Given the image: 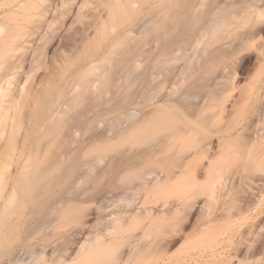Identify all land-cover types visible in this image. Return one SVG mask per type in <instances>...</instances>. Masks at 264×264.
I'll use <instances>...</instances> for the list:
<instances>
[{
  "label": "bare ground",
  "instance_id": "1",
  "mask_svg": "<svg viewBox=\"0 0 264 264\" xmlns=\"http://www.w3.org/2000/svg\"><path fill=\"white\" fill-rule=\"evenodd\" d=\"M102 1L104 3V12L103 13L100 12L101 10L100 11L98 10V5H99V3H102ZM135 1L136 0H126V2L121 3L120 0H0V70L3 71V69H4V71H5V72L4 71L3 72L0 71V72H1V74L5 73V75H7V76L9 75L8 77H6L4 75L6 77L4 80H2L3 76L0 75V77H1V80H0V127L1 126H7L9 129L12 130L13 126L16 127L18 125L16 120L19 121V119L18 118L16 119L13 117L14 116L13 114H16L18 110H16L15 107H11V105L14 106V103H15V101L11 100V99H14V96H16V95L18 96V94H19L18 97H20V95H21V97L23 96L24 97L23 99L26 100V102H27L28 108H26V110H25L26 114L27 113L30 114V112L32 113V111L34 109H35V113L37 112L36 108H34V107L36 105H38L39 103L36 104L35 96L37 95V93L40 92V88H39L38 84L43 80V74L40 73L38 70H41V68L46 70L49 66L52 67V64L48 65L49 63L54 64L56 62L55 65L59 66L58 62L60 61L61 57L68 56L67 54L68 53L70 54L71 53L70 51L72 49L74 50V48H77L79 43H83V45H84V41H86V42L89 41V43H91L90 41L93 40L94 35H95V39H97L96 36L98 37L99 35H96V33L98 32V30L102 26H103V28H105L107 26V25L104 26L105 23L106 24L109 23L108 28L115 27V26H113L114 25L113 20L115 19L117 3L119 4V7L121 5L123 10L125 11L126 5L128 4V5H131L134 7ZM148 2L149 3L144 1L142 3L143 6H145L146 5L145 3H147L146 8H144L145 10H142L143 12L139 11L140 8L142 9V7H141L142 5L137 9L138 12L136 11V15H137V13L138 14L143 13L142 16L139 15V16H141L140 18L137 17L138 18L137 20H134L133 22L128 23L130 20L133 19V17L135 18L134 12H133L132 17L127 16L126 19H124V22H122V24L125 25L126 22L128 24L126 26H124L125 27V28H123L124 30L122 29L121 34L118 35L120 37L119 41L122 38H124V39H122L120 42L119 41L118 42L122 44V42L127 41V40H125V38L130 39L129 36H131L132 38H135V39H136V37L138 38V36H139V38H142V37H140V35L143 34L144 35L143 37H145V34H148V33L150 34V32H152L151 35H149V36L146 35V37L143 38V40L146 39L147 37L153 39V40H151V43L149 42L148 38L146 39V40H148L147 42L145 40L144 44L147 45L146 47L148 48L145 51L146 53L144 52L143 53L144 55H142V53L140 55L137 53V55H139L142 58L141 61H140V57L137 56V57H133L134 59H132L133 61L131 63L132 64L134 63L136 65V67L139 66L140 65L139 63H141L143 61L145 63L144 72L139 73V71H138V75H137V72H135L136 73L135 75H137V76L134 75L135 78L136 77L139 78L138 76H140V78H141V75L143 74L142 76L145 77L146 81L148 80L149 85L154 84V82L157 80H159V81H158V83L155 82L156 83L155 85H152V87L153 86H156V87H153L151 89L148 88L149 90L145 86H143L141 89L142 90L141 92H143L144 89L148 90V92L145 93V95L142 93L144 96H136L137 98H135L134 101H130V103H128L129 101H127L128 104L126 103V105L130 104V107L127 106L129 109H127L128 111H126L127 113H125L126 114V118H124L125 123H124V121H121V123H120L119 122L120 118H118V116H116L118 120L115 118L116 123L113 124V126L116 125L118 127V125H121L122 123L124 124V126H122L121 130H119L115 134H116V136H121L124 134L127 135V136L124 135L125 137L121 138V140L123 141V149L126 148V151H125V149L122 151V152L125 151L124 153H121V151L120 152L115 151V154H117V153L118 154L117 155L114 154V156L117 157L119 155L123 158L121 159V157H120L116 163L115 162L116 159L113 156L115 161H114V159H113V162L111 160V162H110L111 165L109 164L108 166L109 167L112 166V169H113L115 167L114 164L116 163L115 164L116 167H119L117 164L124 161V159L126 158L125 154L130 156V159L128 161H125V163L123 162L124 164H126L125 169H127V170H132V168L134 169V167H136L138 169L136 171H139V170H142L141 168H143L141 166H144L146 164L148 166H144V167H147L145 169L148 170V167H151V166H149V164H151V163H152L151 165H153V163L154 164L157 163L156 165L159 167L162 164L157 162V160L158 161L163 160L162 162H164L166 164L168 163V165H162L161 168L159 167L160 169H157L158 167L155 169L154 168L149 169V171H146L144 169L146 172H144V171L141 172V173H143L142 174L143 178L140 177L141 175L139 176L140 177L139 179L140 180L143 179V180L140 181L138 179L140 181L139 182L135 179L136 182H138L137 184H134L132 186L128 185L131 182L133 183L134 181H131V182L128 181V183L126 182L127 185H125V183L121 184V186L122 185L123 186L124 185L129 186L128 188L126 187V189L124 188L125 189L124 192L122 191L124 193V195L120 191L122 193V195L124 196L123 197L124 199L127 197L125 195L128 193V191H132V192L134 191L135 192L134 194H132V195H134L133 197L129 196V194H127L128 199H125L126 203L125 202L124 203L126 205L128 203L127 208L130 206V204H129L130 202H131V206H135L134 205L135 202L133 203L132 200L136 201V199L134 197L138 193L142 194V192L143 193L144 192L145 193L151 192L152 194L156 193L159 196L162 193H165L164 190H166V192L167 191L169 192L170 190L168 188H171L173 190V186H174V189L177 187V185L178 186L180 185L179 187L186 186L188 181L189 182L193 181L192 184H189L190 186L191 185L196 186L200 181L199 175L203 174L204 178H202V179L204 181H206L208 186H203V185H207L204 181H203L202 185H201V183H199V184L201 185V188L204 187L203 188L204 192H205V187H206V189L208 188L209 192L206 191L209 194V195L206 194L207 195L206 197L208 198V200H206V198H205V200L208 202V201H210V199L215 200L219 197L223 198V197H221V195H223L225 197V199L223 198L224 200L222 203V208L224 211L221 210L222 213H224V214H223V218H220V219H223L222 220L223 222L225 219V223L227 224V226L229 225L228 223H232V225L235 224V226L241 225L240 226L241 228H242V225L243 226L246 225L247 227H249V226L254 227L255 230L256 229L257 230L262 229L264 231V20L261 21V18H260L261 14H262V11H261L262 6L261 5H264V0H236L233 2H226L224 0H212L210 6H208L206 9L204 8V10H202L203 9L202 4H203L204 0H151V1L149 0ZM236 2L238 4H236ZM260 2H261V4H260ZM99 7H100V5H99ZM240 8H241V11H243L245 13L244 16L240 15V11L238 10ZM130 10L132 11V8H130ZM128 15H129V13H128ZM187 17H189V19H186ZM127 18H129V19H127ZM75 22L79 23L80 25H79V27L76 28L75 32L73 31L74 37L71 36L72 39H70L69 37H64L65 32H67L68 29L71 26H73V24ZM178 23H181V26H180L181 31L186 29L185 27H190V25H192V24L193 25H192V27H190L191 30L188 28L186 30L187 32L183 31V33L182 32L177 33V35L175 36L174 35V34H176V33H174L175 29H177V28L180 29L178 26ZM165 24H167L166 28L164 27ZM185 24L186 25L189 24V26H186ZM167 27H168V29H167ZM103 28H101V31L99 32V34L102 37L103 36L105 37L106 35L103 34L102 32H104V33L106 32V34H107L108 30L106 28V29H104L106 31H104ZM164 28H165V31H168V33L166 32L168 38L170 39V34H171V36L172 35L175 36L174 40L173 39L172 40L166 39L167 37L165 36L166 34L164 31ZM182 28H184V29H182ZM237 28H240V30H237ZM178 29H177V31H178ZM215 31H222L223 33H232L233 38L230 41L226 42L225 45H223V46L220 45L219 48L217 47V49H215V51H211L212 53H209V51H210L209 50L207 52L208 54L206 53L207 56H209L207 58L208 63L206 61L207 59L205 60L206 55L204 57V60L206 62L204 60L201 62L200 59H201V57L204 56V53L206 51V47L208 48L207 44L210 45V42L212 40L210 37L212 36V34H214ZM169 32H171V33H169ZM178 32H180V30ZM108 35H110V32L108 33ZM151 36H154V37H151ZM67 38H68V40H67ZM113 38L114 39L113 40L111 39L110 41L108 39L109 43L107 45V50L104 53L105 55H108L106 53H109V51L111 52V50H113L114 47H115L114 49H116V47L119 45L116 42L118 37H116V39H115V37H113ZM105 39L107 40V37ZM101 41L102 40H99L98 42H101ZM103 41H104V39H103ZM148 43H149V45H148ZM96 44H97V42H96ZM115 44H117V45H115ZM85 45H87V43ZM97 45L99 48L100 45L99 44H97ZM85 47L82 46V49ZM105 48H106V45H105ZM169 48H171V49H169ZM168 49L172 50V52L169 51ZM130 50H133V49L130 48ZM167 50L170 52V54H167L165 56V52H168ZM246 50H248V51L252 50L253 52H256L257 53V54L255 53L257 55L256 57L259 59L258 61H260V64L258 67L259 70L256 69L257 72H255L256 79H253V81L251 80L252 82L249 81L250 83L248 85L246 84L247 86L244 85L245 87H243V88L239 87L238 88V85H236V80H234L236 73H234L231 70L233 72V73L230 72V74H229V75H231L230 76L231 80H213V79L210 80L209 79V80H207L206 84H205V82L203 83L201 80H195V81H198V82H196V84L197 83L199 84L197 86L201 85L200 86L201 88H204L205 85L207 86L205 94H204V91L201 92L202 90L201 91L199 90L200 92L198 93L197 88L200 89V87L196 86V88H194V89H196L195 91L197 93L194 91V89H192L193 87H195L194 86L195 81L193 83V81L191 79L190 80L192 81L193 87H191L192 86L191 84H190L191 86L189 85L190 87L189 86L188 87H189V89L191 88L194 92L191 89H190L191 90L190 92L185 91L186 89H183L185 92L179 93V91H178V87L180 88L179 83H180V85L183 84L182 80H185L184 78H186V77L188 78L189 75H190V77L194 76L193 72L195 70L196 71L194 72V74H196V72H198V68L196 66H199V68L203 67L204 66L203 63L205 62V63H207V67L209 66L208 64L211 63L209 68H212V67L214 68L217 65L216 63L219 64V60L223 61L224 59L225 60L228 58L230 59V57H233V55H234L233 59H235V60H241L244 58L248 59L251 54L246 53L243 57L238 56L239 54H241L242 52H244ZM95 51L97 53V50H95ZM202 51L204 53H202ZM199 52H201L203 56ZM239 52H241V53H239ZM26 53L28 56L26 55ZM73 53H74V51H72L71 55ZM76 53L77 52H75L74 54H76ZM174 53H175V55H174ZM176 53H177V56H176ZM236 53H239V54H236ZM77 54L74 57H76ZM134 54L136 55V53H134ZM134 54H133V52L130 51L128 55L135 56ZM172 54H173V56H172ZM235 54L237 55L238 59L236 58ZM92 55H93V53H92ZM105 55H102V56L105 57ZM168 55H170V56H168ZM79 56H80V53H79ZM79 56H77V57H79ZM94 56H96V55H94ZM132 56H130V58ZM171 56H172V58H171ZM199 56H200V59L198 60L197 57L199 58ZM72 57H73V55H72ZM77 57H76V59H78ZM103 57L99 58L100 60L102 59L101 63L103 62V59H104ZM165 57H166V59H163ZM167 57H170V59L167 60ZM178 57H182V58L185 57V59L184 58L183 59L178 58ZM80 58H82V57H80ZM105 58H107V57H105ZM176 58H178V59H176ZM64 59H61V60H64ZM99 59H98L99 64H101ZM174 59H175V63L178 62L177 60L180 61V59L184 62L181 61L182 63H180V65L178 67L174 66L177 64H175V63L172 64L176 68L171 71L172 76H171V74H169L171 77L169 76V77L164 78L163 77L164 75L160 76L163 73L161 71L163 69L161 68V70H160V66H162L163 63H165L164 67H166V64L172 63L174 61ZM67 60H64V61L67 62ZM120 60H119L118 65L116 63L117 67L115 65L114 68L118 69L119 64L121 65V63H122V62H120ZM124 60L128 62V60H126V57L124 58ZM163 60H165L166 62H164ZM213 60H218V62L217 61L215 62ZM230 60H229V63L231 62ZM162 61H163V63L161 64ZM197 61H200L202 64L199 62L197 63ZM232 61L234 62V60H232ZM129 62H130V60H129ZM212 62H214L215 64L213 65ZM227 62H226V64H227ZM233 62H232V64L230 63L231 65H228V64L225 65L226 68H228V67L230 68V66H232L231 68L233 69L234 68ZM25 63L29 64L30 69H28L27 71H25V69H24L25 67L23 66ZM95 63H97V64H95ZM196 63L199 65H196ZM222 63H224V61ZM64 64H65V62H64ZM71 64L75 65L73 62ZM94 64L97 66L99 65L97 61L90 58V60L86 63V68H85V65L83 68H85V70H87V72L89 73L91 70L88 71V68L94 69V67H92V66H94ZM200 64H201V66H200ZM224 64H223V67H224ZM77 65H79V62H78V64H76V66ZM133 65H130V68L134 67ZM121 66L122 67L119 66L120 68L118 70L122 69L124 66H125L123 68L124 72H127L130 70V68H127L126 65H121ZM22 67H24V68H22ZM194 67H196L197 69ZM207 67L205 69L209 70V68H207ZM55 68H57V67L54 66V69ZM80 68L78 70L76 68L73 69L74 75L72 72V75H73L72 80H75L76 82H78V80H88V79H85V77L83 79V73H85V72H84L83 68H81V69ZM144 68L142 67V69H144ZM170 68H169V70H170ZM23 69H24V71H23ZM167 69H168V67H167ZM224 69H222V70L224 71ZM21 70L23 71V73L26 72V73H24V74H26V78H28L30 76V75L28 76L27 74L29 72H31V74L33 76L32 80H33V78H35L36 81L37 80H40V81L38 83H36V82L32 83L31 82V84H34V86L30 87V85H29L30 88H27L28 85L25 86L26 84L24 85V83L23 84L20 83V87L18 86V88H17V86L15 85L16 83H15L14 86H16V88H17V89H15V90H17V93H16L14 90L15 87L13 88V86H12V88H11V86H10L13 83V80H10V79H11V77L12 78L14 77V79H15V77H17L18 74H20V76L22 77L23 74H22ZM47 70L49 71V69H47ZM58 70L60 71V69H58ZM75 70H77V71L75 72ZM125 70H127V71H125ZM233 70L235 71V69H233ZM130 71H132V70H130ZM164 71H166V70H164ZM199 71H200V69H199ZM51 72H53V70H51ZM105 72H109V71L103 70V73H105ZM205 72H206V70H205ZM226 72H228V70H226ZM103 73H100V74H103ZM105 74H107V73H105ZM105 74H104V76H105ZM110 74L111 73H109V75ZM128 74H129L128 75V77H129V76H132L131 74H133V73L130 72ZM207 74L210 75L209 73H207ZM220 74H221V72H220ZM99 75H97V76H99ZM166 75H167V72H166ZM20 76H19V79H21ZM210 76L212 77V75H210ZM215 76H216V74H215ZM101 77H102V75H100L97 78V80L101 79ZM105 77H109V76L106 75ZM17 78H16V80H17ZM68 78L69 77L66 76V79H68ZM129 78L133 79L131 77H129ZM25 79L23 80V82L25 81V83H26ZM173 79H175V80H173ZM214 79H216V78H214ZM151 80H152V83L150 84ZM187 80H189V79H187ZM203 80H204V78H203ZM134 81H136V80H134ZM146 81H145V83H146ZM142 82H144V81H142ZM184 82H186V81H184ZM199 82H201V84ZM148 83H147V85H148ZM202 83H203V85L204 84L205 85L202 86ZM17 84H18V82H17ZM79 84H80V82H79ZM79 84H75L76 85L75 88L72 86L73 90L80 88ZM134 84L135 83L133 82L132 86ZM177 84H178V87L176 88ZM185 84L186 83H184V85ZM36 85H37V87H36ZM184 85H181V87L183 88ZM237 89H239V90H237ZM10 91H11V93H10ZM12 91H14L16 93V95H14L13 94L14 92H12ZM47 92H49V90ZM141 92H140V95H141ZM186 92L188 94L189 93L191 94V92L194 94L196 93L195 94L196 96L194 94H191L192 99H194L195 97H198V100L193 102V104L195 105V108L192 105L191 100H190V102L186 101L185 95H188V94H186ZM41 93H42V90H41ZM202 93L205 95L206 99L203 97ZM8 94L14 95L13 98L9 99L10 100L9 104L6 103V99H7L6 96ZM40 94H38V95L40 96ZM62 94H63V91H62V89H60L57 91V97H56L57 99L55 101H54L55 98L51 99L52 96L50 98V95H49L50 100L47 99L48 95H47V98L44 99L47 101L49 100L48 101L49 104L46 101H45V104L50 105L48 107L44 104L45 107H48L47 108L48 117L46 118L47 121L49 119L53 118L55 115H56L55 117H57L58 115L60 116V114H62L64 112L63 110L65 107H63L61 104L63 102L59 103L60 99L63 97ZM146 94H148V96ZM12 95L10 97H12ZM17 96L15 98H17ZM5 97H6L5 103H3ZM143 97H144L143 101H145L144 105L145 106L147 105V106L145 107L146 109L139 110V109H137V106H139V103H140V105H143V103L140 102L139 99L141 100ZM145 97H148V99L145 100ZM188 97L191 99V97L189 95H188ZM129 98H131V97H129ZM131 99H133V96ZM148 100H149V102L146 104V102ZM12 101H14V102H12ZM51 101H53V102L51 103ZM202 101L205 104H207L209 109L206 105H203L204 103ZM10 102H12L13 104H10ZM183 102L184 103L186 102L184 105H186V106L190 105L193 108L188 109V108H185L186 106H184V108H183V105H181ZM201 104L203 106H206L207 108H203V106ZM3 105H6L8 107L10 105V107L12 108L11 111L9 110V112L13 113L12 114L13 116H11L10 114L9 115L12 118L16 119V120H12L13 123L15 122L14 125H12V122H10L12 118L9 115L7 116V110L10 107L6 108ZM15 105H16V103H15ZM260 106L262 108H260ZM199 107L201 108V110L203 108L204 111H206L208 109V111H206L207 113L205 114L204 111H203V113H202V111L200 112ZM249 107L251 108V109H249L251 114H249L250 113L248 110ZM21 108L20 109L23 111L24 109L22 106H21ZM172 108H174L175 111H176L175 108H177L179 111L177 113L171 112ZM40 109L41 108H39V111H41ZM61 109L63 112L61 111V113L59 114ZM246 109L248 111H246ZM14 111H15V113H14ZM18 112H20V111H18ZM29 114L25 117V118H27L25 121L30 119ZM41 114H39V115H41ZM37 115L38 114H36L35 116L31 115V119L28 122H32L33 121L32 119L34 117L37 118ZM46 116H47V114H46ZM8 117H10V120L8 119ZM39 117L41 118V116H39ZM119 117H121V116H119ZM22 118L25 119L24 117H22ZM23 119H21V121ZM121 119L123 120L122 117H121ZM53 120H54V118H53ZM25 121H23V123ZM34 121L39 122L37 119L36 120L34 119ZM28 122H27V126L31 127L32 125L30 126ZM54 122H57V121L54 120ZM32 123H30V124H32ZM45 123H47V122H44V125H43V121H42V126H44V127H42L40 125V128L38 127L39 129H37V130H41V128H44V130H46L48 127H50V125L48 124L49 126L46 128ZM38 124H40V123H38ZM38 124H36V125H38ZM56 124H58V122ZM21 125H22V123H21ZM25 125H26V122H25ZM33 126H35V123L33 124ZM33 126H32V128L28 129V131L29 130L31 131V133H30V131L29 132L27 131L28 134L29 133L33 134V135L35 134V133H32V131L34 130ZM24 127L28 128L26 126H24ZM119 127H121V126H119ZM20 128H22V127H20ZM2 129H3V127H2ZM117 129H119V128H117ZM23 130H25V129H23ZM37 130H35L33 132H37ZM7 131L9 133L11 132L9 130H7ZM13 131H15V130L13 129ZM48 131H49V129H48ZM112 131H113V129H112ZM4 132H6V131H4ZM39 132L40 131H38L37 134H39ZM45 132L47 134L49 133L47 131H45ZM112 134H113L112 136L114 137L115 134L114 133H112ZM11 135L13 136V134H11ZM36 135H34V136H36ZM16 136L18 137L17 134H16ZM25 136H23L24 137L23 139H25ZM116 136L114 138H117ZM9 138H8V140H6V144L4 143L5 145H3V143H2L3 147H5L7 145L8 149H9V153H10L9 155H10V158L12 160L11 161L8 160L10 162L6 163L5 165L3 164V166H1V168L4 171L5 170L7 171L8 174L6 172H5V174L8 175V177L10 179V183H9V186L7 187L6 192H4L2 190L0 191V227L3 224H6L7 225L6 227H8L10 225V226L14 227V229L15 228L20 229L22 227L19 224L20 219H19L18 214H16V213H18V211H16V210H18V209L22 210V208L25 206V204L27 205V203L25 202V199H23V196H21L22 198H20L21 201H17L19 199L17 197V194L19 191L17 190L18 188H17L16 178H17V175L20 174V173H18L19 171L21 172L23 169H26V167H28V162H27L28 152L24 146L25 141L20 140V141H22V146L19 149H16L17 148L16 146L13 145V147H12L11 143L9 142ZM26 138L29 139V136ZM36 138H38V137H36ZM39 138H42V136ZM127 138L129 140L131 139V141H127V144L125 145V146H127L130 143L129 147L127 146L128 148L124 146V144L126 143V140L124 141V139H127ZM113 140L114 139H112L111 142ZM121 140L120 139L114 140V147H116V149H114V150H117L116 143L118 144V141H121ZM39 141H41V139ZM50 141L53 144L52 137H51ZM55 141H54V144H55ZM132 141L134 144L131 143ZM28 142H30V141L28 140ZM34 142H36V140H34ZM138 142L141 144H139ZM16 143H15V145H16ZM30 143H32V142H30ZM137 143L139 145L136 146ZM41 144H43L42 141H41ZM19 145H21V143ZM31 145H34V143H32ZM37 145H35V146H37ZM118 145L119 146L122 145L121 142H119ZM40 147H42V146L40 145ZM45 147H48V146L45 145ZM60 147H61V149H59V152H58V150H56V152H58V155L60 153V155L63 156L62 155L63 154L62 143L60 144ZM121 147H119V149ZM133 147H136V148L133 149ZM27 148L29 150L30 147H27ZM32 148L33 147L31 146L30 150ZM58 148H59V146H58ZM43 149H45L44 146H43V148L38 149V150H40V152L42 150L43 153L45 151V153L49 154V155L44 154V156L46 155L45 158L46 159L49 158V156H50L49 152H51L53 150L50 151V148H46L49 151H46V150L43 151ZM4 150L7 151V149H4ZM35 152H36V150H35ZM41 153L40 154H39V152H38V154L36 153L37 156H35V157L39 156L38 158H42V157L44 158L43 155L40 157ZM51 154L53 155V153H51ZM65 154H66V151H65ZM122 154H123V156H122ZM54 156H51V158ZM61 156H59V157L61 158ZM1 157H2V155H1ZM10 158H8V159H10ZM57 158H58V156H56L55 159H57ZM42 159H40V161H43ZM46 159H45V162L43 161V163H45V164L42 163V165H44L43 168L45 167V165L47 167V165L49 166L50 164H52V163H50V161H49L50 164H46V163H48V162H46L47 161ZM34 160H36V161H34L36 163L33 162L31 164L32 166L33 165L34 166L31 168L32 170L28 172V173H32L30 176V179L39 180L38 177H40L41 172H43L41 170H44V173H42V175L44 177L51 175L50 174L51 170L50 171L48 170L49 167H47L46 169L45 168L39 169V167L42 168V166L40 164L41 162L37 163L38 159H36V158H34ZM62 160H61V163H62ZM37 164L38 165L40 164V165L37 166ZM156 165L153 167H156ZM52 167H51V169L53 172L54 168H52ZM58 167H60V166L58 165ZM139 167H141V168L139 169ZM63 169L64 168H62V170ZM105 169L110 170V173H111V171H114L117 168L112 170L111 168L107 169V167H106ZM105 169L103 168V170H105ZM135 169L132 171H135ZM45 170H47L48 175L46 174ZM69 170H68V172H69ZM106 170L103 173L106 174L107 173ZM99 171L98 172L101 173L102 169L101 170L99 169ZM2 173H3V171L0 172V178L2 176ZM28 173H26V174H28ZM53 173H52V176H53ZM108 173H109V171H108ZM114 173L115 172H112L111 174H114ZM45 174H46V176H45ZM122 174H120L121 176H119L120 179H122V178H123L122 180L126 179L127 176H125V178H124V176ZM54 175L56 177V173ZM130 175H133V173ZM55 177H53V180ZM112 177H113V175H112ZM117 177L118 176L116 175V178ZM132 177L135 178L136 176L133 175ZM48 178H52V177L50 176ZM61 178H62V176H61ZM116 178L114 179V181L120 182V179L116 180ZM234 180L237 181V184H238L235 187L238 186L239 188H237V190L234 192V194H233L234 196L232 195V197H231L230 193L232 191H234V189H235L233 186H231V184L234 182ZM48 181H49V179H48ZM48 181L45 182V184L48 183ZM230 181H232V182H230ZM49 182H51V185H53L51 180ZM194 182L196 185L194 184ZM200 182H202V180ZM228 182H230V183H228ZM235 183L236 182H234L233 184H235ZM45 184H43V185H45ZM54 184H55V182H54ZM199 184L196 187L200 188ZM189 185H187V186H189ZM46 187L47 186L45 185V190H46ZM48 188H50V187H48ZM48 188H47V191H48ZM111 189H113V187H111L110 189L108 188V190H111ZM117 189L118 190H115V188H114V190H112L113 195H114V191H116V194L119 192V188H117ZM160 190H162V192ZM104 191H106V190H104ZM200 191H202V190H200ZM200 191L198 193H194L192 196H189L192 198H188L187 201L184 199V201L181 202L182 205L180 204L184 208H181L182 209L181 213H180L181 209L178 210L179 211L178 213L182 214L184 211L186 212V209L188 206V204H187L188 200L190 199V204L192 203V205H193L194 202H192V201H193V199L195 200L196 196L198 198V194L201 193ZM43 192L44 191L41 190L40 195ZM204 192H202V193H204ZM121 193H120V195H121ZM241 193H243V194H241ZM78 194H81V192ZM105 194L108 196L107 192H105ZM111 194H112V192H111ZM147 194L144 196V199L142 198V200H141V196H139V197L137 196V199L140 198V200L144 203L143 204L144 206H145V203L150 200L149 198L147 199V201L145 200L146 199L145 197L146 196L149 197L150 193H147ZM201 194H199V195H201ZM36 195H39V193H37ZM94 195H96V194H94ZM100 195L101 196L104 195V192L99 194L98 196L100 197ZM74 196H77V195L74 194ZM107 196L104 195V198L102 199V197H103L102 196L100 199L105 200V202L107 201L106 198L111 200ZM158 196L155 195L156 199L153 198L154 196L153 197L150 196V198L152 200L154 199L155 202L157 203V197ZM34 197H36V196H34ZM25 198H27V197H25ZM130 198H133V199H131V201H128V200H130ZM90 199H92V201H93V197ZM219 199H217V200H219ZM102 200H100V203L103 204L104 202H102ZM109 200L107 203L111 204L112 203L111 201H113V200H111V201H109ZM140 200L136 201V202L140 203V204L138 203L139 205H141ZM43 201L44 200H42V202ZM213 201H212V204H215ZM151 202H148V203L153 204L154 201H151ZM207 202H205V203H207ZM220 202L216 201V203H218V204ZM61 203H62V201H61ZM11 204H12V206H11ZM39 204H40V202H39ZM46 204L48 205L49 203L45 202V205ZM62 204H65V203H62ZM212 204L209 202V204L206 206L207 208L210 207V209H209L210 211H207L208 213L210 212V216H211V212L214 209H216V206L212 205ZM36 205H38V204H36ZM41 205L42 204H40L39 206H41ZM203 205L205 206V204H203ZM203 205H202V207H204ZM9 206H11L13 209L11 208L12 211H10L8 215H6V214H4V211ZM108 206L109 205H107V207ZM163 206H164V204H162L161 208ZM181 206H177V207L179 208ZM185 206H186V208H185ZM96 207H97V209L101 208L102 211L104 209L103 206H102L103 208L99 207L98 204ZM136 207H137V205H136ZM146 207H147V203H146ZM148 207H151V206H148ZM177 207L174 208V209H176V211L178 209ZM190 207L191 206H189L188 209ZM27 208L28 207H26L25 209H27ZM59 208H61V207H59ZM207 208H206V210H208ZM36 209L37 208L35 207V210ZM123 209H124V206H123ZM172 209L173 208H171V210ZM38 210H40V209H38ZM38 210H36V211H38ZM58 210H60V209H58ZM32 211H34V210H32ZM81 211H83V210H81ZM128 211H130V210H128ZM142 211L138 212V209H137L136 211L131 210V212H127V211H124L123 213L119 212L117 220L118 221L121 219H122L121 221L125 220L124 216H126V218H129V220L133 219V218H136V219L141 218L143 220V218H144V220H146L145 226L147 228H150V227H153L155 223H157L155 225L160 226L159 223H161L160 221H162V218L165 219L168 215L173 214V213L169 214V212L168 213L166 212V214H168V215L165 216L163 214V216L161 215L162 216L161 217L160 213L162 214V212L155 213L154 212L155 210L152 211V209H149V208L145 209L143 212ZM43 212H44V210H43ZM103 212H105V209ZM156 212H157V210H156ZM214 212H215V210H214ZM34 213H35V211H34ZM38 213H39L38 215L41 216V214H40L41 212L39 211ZM60 213H61L60 211L56 212V214H55L56 217H54V218L58 219L57 216L59 217ZM108 213H109V210H108ZM174 213L176 214L177 212H174ZM220 213H217V214H220ZM24 214H21L20 216L22 217V215H24ZM81 214L84 215L83 213H81ZM186 214L187 213H184L182 215L187 216ZM212 214L215 215L216 213L214 214L212 212ZM220 215L222 216V214H220ZM31 216L34 217V215H31ZM44 216L46 217V215H44ZM53 216L54 215H52L51 217H53ZM105 216H107V215H105ZM105 216H103V217H105ZM207 216H209V214ZM215 216H217V215H215ZM221 216H219V217H221ZM23 217H26V216H23ZM33 217H31V218H33ZM114 217H115V215L113 216V214H110L108 218L106 217L104 219H106L107 221H109V219H110L109 222H111V220ZM160 218H161V220L158 221ZM174 218H176V217H174ZM46 219H47V217H46ZM51 219H52V221H55V220H53V218H51ZM27 221H29V220H27ZM30 221H32V219H30ZM101 221H103V219H101ZM23 222H26V221L24 220ZM114 222H115V220H114ZM114 222L112 221V225L114 228L111 227L112 226L111 223L110 224L108 223L109 226L111 225L110 229H108L107 226H105L107 230L104 233L110 235V236H108L109 238L112 237L111 234L113 232H115V230H116V226H114L116 224ZM36 223H38V221ZM50 223L51 222L48 220V221L40 222L39 224H37L38 226L36 225L37 227L34 226L35 225L34 223H31V226L33 224V226L36 228L35 229L36 232H37V230H40L42 232L44 230V232H45L47 230V228L49 227ZM104 223H103V225H104ZM213 223H214V221L213 222L211 221V224H213ZM218 223H221V222H218ZM218 223H216V224H218ZM226 224H224V225L220 224V225L222 227V226H225ZM27 227L30 228V226H26V229H27ZM118 227H122V225L118 226ZM230 227L231 226H229V228ZM238 227H235V229ZM226 228H228V227H226ZM239 228H238V230H239ZM23 229H24V227L21 230H23ZM250 229H252V228H250ZM6 230L8 231V229H6ZM32 230H34V228ZM230 230H232V229L230 228ZM245 230H246V227H245ZM245 230H244V232L246 233V235L250 233V231H248L249 229L246 231ZM255 230L253 229L251 231H255ZM262 230H261V232H263ZM34 231H33V233H34ZM235 231H234V233H235ZM29 232L32 233V231H30V230H29ZM244 232H241V234L243 233L245 235ZM2 233H5V228H4V232H2V230H1V236H0L1 238H2ZM12 235H13V233H12ZM256 235H258V234H256ZM256 235L254 234V236L258 240L259 238ZM94 237H95V238H93L94 242L89 247H87L85 250L88 249V250H90V251L92 250L94 252L95 251H97V252L102 251L104 249V246H107L108 244L112 243L110 240L106 241V239L103 238V236L100 234H97V235L95 234ZM241 237H240V240L243 241V239H241ZM244 237L246 239L248 236L247 237L244 236ZM260 238L261 239H259L260 240L259 243L253 242V240H252V242H250L251 244H248L249 249L251 248L252 245H254L252 243H257V245H254L251 248V252H248V249L246 252L247 255L248 254L250 255V253H251L252 256L251 257L247 256V257L254 259L256 264H264V237H260ZM93 239H92V241H93ZM5 240H7V239H5ZM248 240L250 241V239H248ZM241 244H244V242ZM80 248H82V246H80ZM20 250L13 253L12 257L9 261H8V259H7L8 257H7L6 259L8 262L5 261V263L6 264H55L54 259L52 257L50 258V255H47L44 250L41 251L37 257H35V258H37L36 260H32L31 258H29L31 256V253L29 254V250H28V252L25 248L20 249ZM98 255H99V257H101V255H104V254L101 253ZM0 256H2V255L0 254ZM59 256H60V258H58L57 264L67 263L66 262L67 260L61 261V258H63L62 255H59ZM109 257L111 258V256H109ZM91 258H92V255H91ZM93 259H95V258H93ZM252 259H250L251 260L250 262L253 261ZM90 260H92V259H90ZM149 260H150V257L145 256V259L143 261L144 262L146 261L145 263H147ZM251 264H253V263H251Z\"/></svg>",
  "mask_w": 264,
  "mask_h": 264
},
{
  "label": "rangeland",
  "instance_id": "2",
  "mask_svg": "<svg viewBox=\"0 0 264 264\" xmlns=\"http://www.w3.org/2000/svg\"><path fill=\"white\" fill-rule=\"evenodd\" d=\"M120 1H121V3L126 2V0H120ZM144 1L149 3L148 2L149 0H136L135 6L133 7V6L127 4L125 11L121 7V5L119 7V4L117 3L115 19L113 20L114 21L113 26H115V27L108 28L109 23L104 24V26L107 25L105 28H103V26L101 27V28H103V30L106 28L108 30L107 34H106V32L105 33L102 32L103 34L106 35L105 37L104 36L102 37L99 34V32L101 31V28H100L98 30V32L96 33V35H99L98 37L96 36L97 39H95V35H94V38L92 40L93 42L90 41L91 43H89V41L88 42L84 41V45H83V43H79L77 48H74V50L72 49L70 51L71 53H72V51H74V53L77 52L78 53V54L76 53L77 56H79V53H80L79 57L76 56L78 59H76V57H74L76 54H74V53L72 54L74 57L73 58L71 53L70 54L68 53L67 55L69 57L68 56L61 57V59L65 58L64 60L68 59L67 62L64 60H61L59 58L61 62L59 61L58 64L61 68L58 65H55L56 64V62H55L54 64L53 63L48 64V65L52 64V67L49 66L47 68V69H49V71L47 69L45 70L43 68H41V70H38L40 73L43 74V80L38 84V86L40 88V92L37 93V95H36L37 97L35 96L36 104L39 103L38 105H36L34 107V108H36V111H37L36 113H35L34 108H33L34 112L32 111L33 114L31 112H30V114L25 113L26 108H28L27 102H26V100L23 99L24 98L23 96L21 97V95H20V97H18L19 94L17 96L16 95L17 90H15L18 88V86L20 87V83L21 84L24 83V85L26 84L25 86L28 85L27 88H30L31 86L32 87L34 86V84H31V82L32 83H35V82L38 83L40 81V80L36 81L35 78H33V80H32L33 76L31 74V72H29L27 74L28 76L29 75L30 76L28 78H26V74H24L26 72L23 73V71H24V69H25V71L30 69L29 64L25 63L23 65L25 68L22 67V68H24L23 71L21 70L22 74H23L22 77L20 76V74H18L21 77V79H19L18 75H17L18 78L15 77V79H14V77L13 78L11 77L10 80H13V83L10 86H11V88H12V86H13V88L15 87L14 90L16 93L14 91H12V92H14L13 94L16 95L17 98H15L16 96H14L12 94H8L6 96L7 99L5 97L3 103H5V99H6V103L9 104V101H10L9 99L13 98V96H14V99H11V100H14L16 105L14 103V106L11 105V107H15V109L20 111V112L17 111V113H16L17 115L13 114V113L9 112V110L11 111V109H12L10 107V105H9L10 108L8 106H6L7 104L3 105L6 108H9L7 110V116L9 114L11 116L14 115L13 117L16 119L18 118L19 121H17L16 119L12 118L9 115L12 118L10 121V122H12V125H14V123H15V122L13 123L12 120H16V122L18 123V125L16 127L13 126V129L15 131H13V129L12 130L9 129L7 126H1L0 127V129H1L0 134L2 133L0 135V142H1L0 148L2 147L0 149V172L3 171V173H4V174L2 173V176L0 178V191L2 190L4 192H6L7 187L9 186V183H10V179L7 175L8 174L7 171L6 170L4 171L1 168V166H3V164L5 165L6 163H8L12 160L10 158V155H9L10 153H9V149H8L7 145L5 147H3V145L6 144V140H8V138L10 137L9 142L11 143L12 147H13V145L16 146L17 147L16 149H19L22 146V141H20V140L25 141L24 146L28 152V155L29 154L30 155L29 156L27 155L28 167H26V169H23L21 172L20 171L18 172V173H20V174H18L19 176L17 175V178L19 180L16 178L17 188H18L17 190L19 191L17 194V197L19 199L17 198L18 200L17 199L16 200L21 201L20 198H22L21 196H23V199H25V202L27 203V205L25 204V206L22 208V210L21 209L16 210V211H18V213H16V214H18L19 219L21 220V221L19 220V224L21 225L22 228L24 227V229L21 230L22 228H20V229L15 228L16 229L15 230L14 227H12L10 225L8 227H6L7 226L6 224H3L0 227V229L2 228L1 229L2 232H4V228H5V233H2V238L0 237V242H1L0 243V254L2 255V256H0V260H1L0 263L1 264H6L5 261L8 262L11 259L13 253L19 251L20 249H24V248L27 250V252L29 250V254L31 253V256L29 258H31L32 260H36L37 258H35V257H37L38 254L44 250L47 255H50V258L52 257L54 259L55 264L58 263V258H60L59 255L63 256V258H61V261L67 260L66 261L67 263H65V264H138V263L139 264H143V263L144 264H251V263L256 264L254 259L247 257V256L251 257L252 256L251 253H250V255L249 254L247 255L246 252H247V249H248V252H251V248L260 242V240H259V239H261L260 237H264V233H263L264 231L262 229H260V230L256 229L255 230L254 227L249 226L250 228H252V229H250L246 225H244V226L242 225V228H241L240 227L241 225L235 226V224H233L234 225L233 226L232 223H228L229 225L227 226V224L225 223V219H224V222L222 221L223 219H220V218H223V214H224V213H222V211H224L222 208V203H223V200L225 199V197L223 195H221V197H223L224 199L220 198V197H219L220 199L217 198L219 200L215 199L218 202L221 201L219 204L216 203V201L214 199H210V201H208V202L206 201V200H208V198L206 197L207 196L206 194H208L206 192V191H208V188L206 189V187H205V192L203 189L204 187L201 188V185L204 181L202 179V178H204L203 174L199 175L200 181L202 180V182L199 181V183H201V185L198 183L200 185L201 189L199 187H196V186H198V184L196 185L195 182H194V184L196 186H194V185L190 186L189 184H192L193 181L192 182L188 181L187 185H189V186L186 185L184 187H179L180 185L179 186L177 185V187L175 189L173 186V190L171 188H168L170 190L169 192L168 191L166 192V190H164L165 193H162L159 196L156 193L152 194L151 192H146V193L142 192V194L138 193L137 195H135L134 198L136 199V201H138V200H140V198L137 199V196L138 197L141 196V200H142V198L144 199V196L147 193H150L149 197L148 196L145 197L146 198L145 200L147 201V199L149 198L151 201H154V202H153V204H150L148 202H151V201L150 200L147 201L146 202L147 207H146V203L144 206L143 205L144 203L141 200H140L141 205H139L140 203L136 202L135 200L134 201L132 200L133 203L135 202L134 203L135 206H131V202H130L129 203L130 206L127 208L128 203H127V205L125 204L126 203L125 199H128L127 194H129V196L133 197L134 195H132V194L135 193L134 191L133 192L128 191L127 194L125 193L126 194L125 196H127V197L124 199L123 198L124 197L123 192L125 191L126 187L128 188L129 186L137 184L138 182H136V180L139 181L140 177L143 178L142 177L143 173H141V172H143V171L146 172V171H149V169H153V168L155 169L158 167L156 165L157 163L155 162L156 164H154V163H153V165H151L152 163L149 164V166H151V167H148V170L145 169L147 167H144V166H148L147 164L144 166H141L143 168L139 167V169L140 168L142 169V170H139L140 172L136 171V170H138L136 167H134V169L136 168L135 171H132V170H134L133 168H132V170H127V169H125L126 164H124V163H125V161H128L130 159V156L125 154L127 159L125 158L124 161L117 164L119 167H116L115 164L117 163V160H119V158L121 156L118 155L119 156V157L117 156L118 158L116 156H114L115 151H117V152L121 151V153H124L126 151V148H124L125 151L122 152L124 149H123V141L121 140V138L127 136L125 134H124L125 136L124 135L116 136L115 133H117L119 130H121L122 126H124L123 123L121 125L117 124L118 127L116 125L113 126V124L116 123V121H115V118L117 119L116 116H118V118H120V120H119L120 123H121V121H124L125 120L124 118H126L125 113H127L126 111H128L127 109H129L128 107H130V104L126 105L127 101H129L128 103H130V101H134V99L137 98L136 96H144L145 93H147L149 89L156 87V86L152 87V85H155L159 81V80H157V81H155L156 83L154 82V84L149 85L148 80L146 81L145 77L142 76L143 74L141 75V78H140V76H138L139 78H137V77L135 78L134 77V75L136 74L135 72H137V75H138V71H139V73L144 72L145 63H144V61L141 62V63H139L140 65L137 67L134 63H133L134 65L131 63L133 61L132 59H134L133 57H137L141 53H142V55H144L143 53L148 49L146 47L147 45L144 44L145 40L148 37L144 40H143V38H145L146 35L147 36L151 35L152 32H150V34L149 33L145 34V37H143L144 36L143 34L140 35V37H142V38H139V36H138L139 39L137 37L135 39V38H132L131 36H129L130 39L125 38V40H127V41L123 40L124 42H122V44L119 43L122 39H124V38H122L119 41L120 37L118 36L121 34L122 29L125 28L124 26H126L130 22H133L134 20H137L138 18H140L142 16L143 13L142 14L137 13V15H138L137 16L136 11L142 5V3ZM211 1L212 0H204V2L202 4V7H203L202 10H204V8L206 9L208 6H210ZM224 1L233 2L236 0H224ZM147 3H145L146 4L145 6H143V5L141 6L142 9L141 8H140L141 10L139 9L140 12H143L142 10H145L144 8H146ZM236 4H238V3L236 2ZM260 4H261V2H260ZM99 5H100V7H99ZM99 5H98V10L99 11L101 10L100 12L103 13L104 12L103 1H102V3H99ZM261 6H262L261 7L262 14H261L260 18H261V21H263L264 20V5H261ZM130 8H132V11L130 10ZM238 10L240 11L241 16L245 15V13L243 11H241V8ZM133 12H134V16L136 19L133 17V19L131 18L132 20H130L128 23L126 22L125 25L122 24V22H124V19H126L127 16L132 17ZM128 13H129V15H128ZM139 15H141V16H139ZM127 19H129V18H127ZM186 19H189V17H187ZM79 25H80L79 23L75 22L73 24V26H71L68 29V31L65 32L64 37H69L70 39H72L71 36L74 37L73 31L75 32L76 28L79 27ZM192 25H190V27H192ZM166 26H167V24H165L164 27L166 28ZM178 26L180 28L181 23H178ZM186 26H189V24ZM190 27H185L186 29L182 28V29H184L182 31H181V28L180 29L177 28L178 31L180 30V32H178L177 29H175L174 33H176V34H174V35L176 36L177 33H181V32L183 33V31L187 32L186 30L188 28L190 29ZM165 28H164V31H165ZM167 29H168V27H167ZM237 30H240V28H237ZM104 31H106V30H104ZM109 32H110V35H108ZM166 32L168 33V31H165V34H166L165 36L167 37V38L166 37L165 38L169 39ZM169 33H171V32H169ZM172 36L170 34V39L174 40L175 36H173V37ZM106 37H107V40L105 39ZM113 37H115V39H116V37H118L116 42L119 45L116 47V49H114L115 48L114 46L117 45V44H115L113 46L114 47L113 50H111V52L109 51V53H106L108 55H105L104 53L107 50V45L111 39L112 40L114 39ZM151 37H154V36H151ZM210 38L212 39L210 42V45L207 44L208 48L206 47L205 53L202 51V53H204V56L202 55L201 52H199L203 57H201V59H200L201 55L199 56V58L197 57V59L198 60L200 59L201 62L204 60L205 55H206L205 60L209 57V56H207V54H208L207 52L209 50H210L209 53H212L211 51H215V49H217V47L219 48L220 45L221 46L225 45L226 42L230 41L233 38V34L232 33H223L222 31H215L214 34H212V36ZM103 39H104V41H103ZM108 39H109V41H108ZM148 39H149L150 43H151V40H153L152 38H148ZM67 40H68V38H67ZM97 40L98 41L102 40V41L98 42ZM147 41L148 40H146V42ZM85 42L87 43V45H85L86 44ZM96 42H97V44L100 45L99 48H98V45L96 44ZM105 45H106V48H105ZM148 45H149V43H148ZM82 46L83 47L86 46V47L82 49ZM130 48L133 50H130ZM169 49H171V48H169ZM95 50H97L98 54L96 53ZM130 51L133 52V54L136 53V55L135 54H134L135 56L128 55ZM169 51L172 52V50H169ZM169 51L165 52V56L167 54H170ZM27 53H26V55H27ZM92 53H93V55H92ZM137 53L139 55H137ZM239 53H241V52H239ZM239 53H236V54H239ZM246 53L251 54L248 59H245V58L241 59L240 58L241 60H235V59H233L234 58V55H233V57H230V59L232 58L231 60L229 58L226 60L225 59L223 60L225 64L222 63L223 61L219 60V64L216 63L217 65H216V67H214L215 69L213 67L209 68L211 61L209 62L210 64H208L209 66L207 67L208 59L206 60L207 63H205L206 61L204 60L205 61L204 62L205 64L203 63L204 66L202 65L203 67H200V68H199V66H196L198 68V72H196V74H194V72L196 71L195 70L193 72L194 76H191L192 78L190 77V75L188 78L183 77L185 80H182L183 84H181V85H184V83H186L184 85L185 87L183 86V88H182L180 83L178 82L180 88L178 87V84H177L176 88L178 87L179 93H181V92L184 93L185 91L190 92L192 89L196 88L197 85H199L198 83L196 84V82H198V81H195V80H201L203 83L205 82V84L207 83V80H209V79L210 80H212V79L213 80H231L230 79L231 75H229V74L232 71L234 73H236L235 77H234V80H236V85H238V88L239 87L243 88V87H245L244 85H246V84L248 85L250 83L249 81H251V80L253 81V79H256L255 72H257L256 69L259 70L258 67L260 64V61H258L259 59L256 57L257 53L253 52L252 50L251 51L246 50V51L242 52L241 54H239L238 56L243 57ZM101 54L105 55V57H107V58L103 57ZM236 54H235V56L238 59ZM94 55H96V56H94ZM174 55H175V53H174ZM130 56H132V57L130 58ZM168 56H170V55H168ZM172 56H173V54H172ZM172 56H171V58H172ZM176 56H177V53H176ZM80 57H82V58H80ZM100 57L104 58L102 63H101L102 59L101 60L99 59ZM125 57H126V60H128V62L124 60ZM90 58L97 61L98 64H99V61H98V59H99L101 64H99L98 65L99 67H98L97 65H95L97 63H95L94 66H92V67H94V69L88 68V71L91 70L88 73L87 70H85V68H86V63L90 60ZM178 58H182V57H178ZM178 58H176V59H178ZM183 58L185 59V57H183ZM141 59L142 58L140 57V61H141ZM163 59H166V57ZM168 59H170V57H167V60ZM119 60H120V62L123 63V64L121 63V65H126L127 68H130V65H133L136 68L135 69L134 67H131L130 70H132V71L129 70L131 73H133V74H131L133 77L132 76H129V77H131L133 79L135 78L134 80H136V81H134L133 79H130L128 77V75H129L128 73H130L129 71L125 70L127 72H124L123 68L125 66L120 70H118L120 67H122L120 64H119L120 67L118 66V69L114 68L116 63L118 65ZM129 60H130V62H129ZM229 60L231 61L230 62L231 64L233 62L232 60H234V62H233L234 68L233 69H235L236 72L231 68L232 66H230V68L228 67L229 69L226 68L225 65H227V64L231 65L229 63ZM163 61L166 62L165 60H163ZM163 61L161 62V64L163 63ZM177 61L178 62L175 63V59H174V61L172 63H167L166 67H164L165 63H163V65L160 66V70L162 68L163 70H161V71L164 74L162 73L160 76L164 75L163 76L164 78L169 77L170 76L169 74H171V76H172L171 71L176 68L174 66L178 67L180 65V63L184 62L181 59H180V61L179 60H177ZM200 61H197V63L198 62L201 63ZM213 61L218 62V60H213ZM64 62H65V64H64ZM72 62L75 65L71 64ZM78 62H79V65L76 66V64H78ZM226 62H227V64H226ZM173 63H175L177 65L173 66L172 65ZM197 63H196V65H199ZM201 64H200V66H201ZM212 64L214 65L215 63L212 62ZM223 64H224V67H223ZM53 65L57 67V68H55L56 70L54 69ZM84 65H85V68H83ZM117 65H116V67H117ZM80 67L83 68V70L85 72V73H83V79L85 77V79H88V80H78V82H76L75 80H72L73 75H74L73 69L76 68L78 70ZM142 67L144 69H142ZM167 67H168V69H167ZM196 67H194V68H196ZM206 67L209 68V70L205 69ZM169 68H170V70H169ZM224 68L226 70H228L229 73L226 72V70ZM58 69H60V71ZM199 69L201 72L199 71ZM204 69L206 70L207 73L212 75V77L210 75H208ZM222 69H224V71ZM51 70H53V72H51ZM77 70H75V72ZM103 70L104 71L108 70L109 72H105V73H107V74H105V73H103ZM164 70H166V71H164ZM0 71L3 72L4 69H3V71L2 70H0ZM1 72H0V75L3 76L2 80H4L6 77L9 76V75L8 76L5 75V73L1 74ZM72 72H73V75H72ZM166 72H167V75H166ZM220 72H221V74H220ZM100 73H103V74H100ZM109 73H111V74L109 75ZM99 74L102 75V77H101V79L97 80V78L100 76ZM104 74H105V76L108 75L109 77H105ZM215 74H216V76H215ZM97 75H99V76H97ZM137 75H135V76H137ZM66 76H68L69 78L66 79ZM16 78H17V80H16ZM203 78L205 81L203 80ZM214 78H216V79H214ZM24 79L26 80V83H25V81L23 82ZM187 79H189V80H187ZM190 79L193 81V83L195 81V84H194L195 87H193L192 81ZM0 80H1V77H0ZM173 80H175V79H173ZM142 81H144V82H142ZM145 81H146V83H145ZM184 81H186V82H184ZM17 82L19 85L17 84ZM79 82H80V84H79ZM133 82L135 84L132 86ZM147 83H148V85H147ZM151 83H152V80L150 81V84ZM199 83L201 84V82H199ZM203 83H202V86L205 85V84L203 85ZM14 84L17 86V88H16V86H14ZM75 84H79L80 86L79 85L78 86L80 88L73 90V87L75 88V86H76ZM29 85H30V87H29ZM189 85L191 87H193L192 89L190 88L191 90L189 89V87H190ZM143 86H145L147 89L148 88L149 89L148 90L144 89V91L141 92L142 91L141 89ZM200 86H197V87H200ZM36 87H37V85H36ZM206 87L207 86L205 85L204 88H201V87H200V89L197 88L198 93L202 90L201 92L204 91V94H205V91L207 89ZM45 89L47 91L49 90V92H47ZM60 89H62V91H63V94H62L63 97L60 99L59 103L63 102L61 104L65 108H64V110H63L64 112H63L62 111L63 108L61 107L62 109L60 110L59 114L61 113V111L63 113L60 114V116L57 114L58 115L57 117H55L56 115L53 117L54 120L58 122V124H56L57 122H54L53 118H51L47 121V119H46L48 117L47 108L50 106V105H48L49 104L48 101L50 100L51 96H52L51 99L55 98L54 99V101H55L57 99L56 98L57 97V91ZM183 89H186V90L184 91ZM41 90H42V93H41ZM195 90L196 89H194V91ZM237 90H239V89H237ZM140 92H141V95H140ZM10 93H11V91H10ZM38 94H40V96ZM186 94H188V93L186 92ZM191 94H194V93L191 92ZM191 94L190 93L188 94L191 97V99L188 97V95H185V98H186L187 102H190V100H191V103L195 108V105L193 104V102L197 101L198 97H195V98L193 97L195 99L194 100V99H192ZM204 94H203V97L206 99ZM11 95H12V97H10ZM47 95H48V98H47ZM49 95H50V98H49ZM131 95L133 96V99H131L132 98ZM146 95L148 96V94H146ZM129 97H131V98H129ZM46 98L49 100L48 101L44 100ZM18 99L19 100L21 99V100L19 101ZM143 99H144V97L141 100L139 99V101L143 103V105H140V103H139L140 107L137 106V109H139V110L146 109L145 107L147 105L146 106L144 105L145 101H143ZM147 99H148V97H145V100H147ZM14 101H12V102H14ZM45 101L48 102L47 105L45 104ZM12 102H10V104H13ZM52 102L53 101H51V103ZM148 102H149V100L146 102V104ZM185 103L183 102L181 104V105H183V108H184V106H186V105H184ZM44 104L48 107H45ZM203 105L207 106V104H205V103ZM21 106L24 109L23 111L21 110L22 109ZM187 106L185 108H188V109L193 108L190 105L188 107ZM206 106H203V108L208 107V106L207 107ZM39 108H41L40 109L41 111H39ZM203 108H202V110L200 108V112L202 111V113L204 111ZM260 108H262V107L260 106ZM175 109H176V111L174 110V108H172L171 112L177 113L179 111L177 108H175ZM208 109H209V107H208ZM208 109L207 110L205 109V110L208 111ZM249 109H251V108L249 107L248 110ZM248 110L246 109V111H248ZM206 111H204L205 114L207 113ZM249 112H250V110H249ZM14 113H15V111H14ZM28 114H29L30 119H31V115L35 116L36 114H38V115L41 114V115H39V116H41V118L37 115V118L32 117L33 118L32 120L34 121V119L35 120L37 119L39 122H37V121H34V122L32 121L33 123L28 122L30 119L25 121L27 119L25 117ZM46 114H47V116H46ZM249 114H251V112ZM119 116H121L123 118V120ZM10 117H8L9 120H10ZM22 117H24L25 119H23ZM21 119H23V120L21 121ZM23 121L26 122V125H25V122L23 123ZM42 121H43V125H44V122H47V123H45L47 125V126L45 125L46 128L49 125H50V127H48L47 129L45 128L46 130H44V128H41V130H37L40 128V125L42 126ZM20 122L22 123V125ZM27 122L29 123L30 126L31 125L33 126V124L35 123V126H33V129H34L33 131L37 130V132L32 131V133H35L34 135H36L38 133V131H40L39 134L34 136L33 134H30L31 133L30 130H29L30 133L28 134L27 131H28V129L32 128V126L28 127ZM30 123H32V124H30ZM38 123H40V124H38ZM124 123H125V121H124ZM36 124H38V125H36ZM23 125L28 127V128H25ZM119 126H121V127H119ZM2 127L4 130L2 129ZM20 127H22V128H20ZM42 127H44V126H42ZM117 128H119V129H117ZM23 129H25V130H23ZM48 129H49V131H48ZM112 129H113V131H112ZM7 130H9L11 132L9 133ZM4 131H6V132H4ZM45 131H47L49 133L47 134ZM112 133H114L115 134L114 137L116 136L117 138H114L112 136L113 135ZM11 134H13V136ZM16 134L18 135V137L20 139L16 136ZM23 136H25V139H23L24 138ZM28 136H29V139L26 138ZM41 136H42V138H39ZM36 137H38L39 139ZM51 137H52L53 144H54V141L56 140L55 141V144L57 143L56 145L55 144L53 145L51 143V141H50ZM111 138L114 140H117V139L121 140V141H118V144H119V142H121V144H122L120 146L116 143L117 141L115 142L116 146H117V150H114V149H116V147H114V140L112 141L113 143L111 142V140H112ZM27 139L30 142L34 143V145H31L32 143L28 142ZM40 139H41L43 144H41V141H39ZM127 139H124V141L126 140V143L124 142L125 143L124 146L127 144V141H131V139L130 140L129 139L127 140ZM34 140H36L37 143L34 142ZM2 143H3V145H2ZM15 143H16V145H15ZM18 143L19 144L21 143V145H19ZM61 143H62V149H63V151H62L63 154L62 153L61 154L63 156H61L60 153L58 155L59 149H61V147H60ZM131 143L134 144L133 141ZM138 143L136 144V146L141 144V143H139V144ZM44 144L48 147H45ZM129 144L127 145L128 147H129ZM30 145L33 147L31 150H30V148H31ZM35 145H37V146H35ZM40 145L42 147H40ZM43 146L45 148V149H43V151L44 150L49 151L46 148H50V151L53 150V151L49 152L50 156L47 159L45 158V156L49 155V154L45 153V151L43 153L42 150H41V152H42L41 153L40 150H38V149L43 148ZM58 146H59V148H58ZM118 146L119 147L122 146L120 148L121 150L119 149ZM127 146H125V147H127ZM27 147H30L29 150ZM134 148H136V147H133V149ZM4 149H7V151ZM35 150H36V152H35ZM56 150H58V152H56ZM65 151H66V154H65ZM38 152H39V154L41 153L40 157L42 155L44 156V154H46L44 156V158L47 160L46 162H48L46 164L52 163L49 166L47 165V167H49L48 170L49 171L51 170V172H50L51 175L46 176L47 170H45V172H46L45 176L46 177H44L42 175V173H44V170H41L43 172H41L40 177H38L39 180H32V179H30V176L32 173H28V172L31 171L32 170L31 168L34 166V165L33 166L31 165L34 161H36V160H34V158L38 159L37 163L41 162L40 164H41L42 168L39 167V169H44V168L46 169L47 168L46 165L43 168L44 165H42V163H43V161L45 162V159L43 157H42L43 159L38 158L39 156L35 157V156H37ZM51 153H53V155ZM117 154H115V155H117ZM1 155H2V157H1ZM51 156H54L55 158H56V156H58V158L57 159H55L54 157L51 158ZM59 156H61V158L63 157L64 159L63 158L62 159L64 161ZM113 156L116 159V161L113 158ZM122 156H123V154H122ZM8 158H10V159H8ZM122 158L123 157H121V159ZM40 159H42L43 161H40ZM113 159L116 163L114 164L115 167L113 166L114 168L112 169V166L109 167L108 165L109 164L111 165L110 162H111V160L113 162ZM8 160H10V161H8ZM61 160H62V163H61ZM49 161H50V163H49ZM162 161L163 160H161V161L157 160V162L161 163L162 165H168V163L166 164ZM34 163H36V162H34ZM43 164H45V163H43ZM39 165L37 164V166H39ZM58 165L60 167H58ZM155 165H156V167H153ZM162 165H160L159 167L161 168ZM50 166L51 167L53 166L52 168H54L53 169L54 173L52 172V169ZM102 167L104 169L106 167H107V169L111 168L112 170H114L115 168H117V169H115L114 171H111V173L115 172L114 174H111L110 170L105 169L107 171V173L105 174V173H103L105 170H103ZM159 167L157 169H160ZM62 168H64V169L62 170ZM99 169L100 170L102 169L101 173H99L100 172ZM68 170H69V172H68ZM108 171H109V173H108ZM5 172L7 174H5ZM26 173H28V174H26ZM52 173H53V176H52ZM55 173H56V177L54 175ZM132 173H133V175L136 176L135 178L132 177L133 175H130ZM102 174L103 175L105 174V175L103 176ZM120 174H122L124 176V178H125V176H127L126 179L122 180L123 179L122 177H121L122 179H120V177H119V176H121ZM112 175H113V177H112ZM116 175L118 176L117 178H116ZM50 176L52 178H48ZM61 176H62V178H61ZM53 177H55L54 180H53ZM47 178L49 179V181L50 180L52 181L53 185H51V182H49ZM115 178H116V180L120 179V182L114 181ZM142 180H140V181H142ZM47 181H48V183L45 184V182H47ZM128 181H130V182L134 181L135 183L129 182L130 183V184H128L129 186H125V185H127ZM54 182H55V184H54ZM204 182L206 183V181H204ZM230 182H232V181H230ZM230 182H228V183H230ZM234 182H236V183L233 184ZM234 182L231 184V186H233L235 188L234 191L231 192L232 194L230 193L231 197L234 194V192L237 190V188H239L238 186L235 187L236 185H238L237 181L234 180ZM123 183H125V185L121 186V184H123ZM43 184H45L47 186L46 190H45V185H43ZM203 186H208V184L203 185ZM48 187H50L51 189ZM111 187H113V189L108 190V188L110 189ZM47 188H48V191H47ZM114 188H115V190H118L117 188H119V192L123 191L122 192L123 195L121 192H120L121 195L119 192L116 194V191H114V195H113L112 190H114ZM41 190L44 192L41 193V195H40ZM104 190H106V191H104ZM200 190H202V191H200ZM160 191L162 192V190H160ZM199 191L201 193L202 192H204V193H202L203 195L201 193H199L201 195L198 194V198H197V196L196 197L194 196L195 200L193 199V201H192V202H194L193 205H192V203L190 204V199L188 200V203H187L188 206H187L186 212L184 211L182 213V214L187 213L186 214L187 216H183L182 214H180L182 211L181 208H184L181 206L182 205L181 202H183L184 199L187 201L188 198H192L189 196H192L194 193H198ZM80 192H81V194H78ZM103 192H104L105 196H107L105 194V192H107L108 193L107 197H109L113 201H111L107 198H106V200H107L106 202H105V200H102L104 198V195H102L103 197L101 195L99 197L98 195L103 193ZM111 192H112V194H111ZM37 193H39V195H36ZM74 194H76L77 196H74ZM94 194H96V195H94ZM241 194H243V193H241ZM155 195L158 196L157 197V203L154 200V199H156ZM34 196H36V197H34ZM150 196L153 197L154 199L152 200L150 198ZM25 197H27V198H25ZM92 197H93V201H92V199H90ZM101 197H102V199H100ZM205 198H206V200H205ZM131 199H133V198H130V200H128V201H131ZM42 200H44V201L42 202ZM100 200H102V202H104V203L103 204L100 203ZM108 200L111 201L112 203L110 202L111 204H108L107 203ZM61 201H62V203H65V204H62ZM212 201L215 204H212ZM39 202H40V204H42L41 206H39L40 205ZM45 202L49 203V204L45 205ZM205 202H207V203H205ZM209 202L212 205L216 206L217 210L214 209L215 212H214V210L213 211L211 210V211L214 214L216 213L215 215H217V216L213 215L212 212H211V216H210V212L209 213L207 212V211H210L209 210L210 207H208V208L206 207L209 204ZM36 204H38V205H36ZM97 204L99 207L103 206L105 209V212H103L104 209H103V211L101 208L97 209V207H96ZM162 204H164V206L161 208ZM203 204H205V206ZM107 205H109V206L107 207ZM136 205H137V207H136ZM202 205L204 207H202ZM11 206H12V204H11ZM11 206H9L4 211V214L8 215L9 212L12 211L13 208ZM123 206H124V209L126 208L125 210L123 209ZM148 206H151V207H148ZM177 206H181V207L178 208ZM189 206H191V207L188 209ZM26 207H28V208L25 209ZM35 207L37 208L36 210H38V209H40V210L36 211ZM59 207H61V208H59ZM175 207L178 208L177 211H176V209H174ZM147 208L152 209V211L155 210L154 211L155 213L162 212V214L160 213V216L161 215L163 216V214L165 216L168 215V214H166V212L167 213L169 212V214L170 213H173V214L168 215L165 219L162 218L163 222L160 221L161 220V218H160L158 220L161 222V223L158 222L160 224V226L155 225V224H157V223H155L154 226L150 227V228H147L145 226L146 220H144V218H143V220L141 218H137V219L133 218V219L129 220V218H126V216H124L125 220H123V221H121L122 219L119 221L117 220L119 212L120 213H123L124 211L131 212V210L136 211L137 209H138V212H141L142 210L144 211ZM171 208H173V209L171 210ZM185 208H186V206H185ZM206 208L208 210H206ZM58 209H60V210H58ZM32 210H34L35 213ZM43 210H44V212H43ZM81 210H83V211H81ZM108 210H109V213H108ZM128 210H130V211H128ZM156 210H157V212H156ZM178 210H180V213H178L179 212ZM39 211L41 212L40 213L41 216L38 215ZM59 211L61 213H60L59 217L57 216L58 219H55L54 218V217H56L55 214H56V212H59ZM173 211L177 212V213L175 214ZM81 213H83L84 215H82ZM217 213L222 214V216L220 214H217ZM21 214H24V215H22V217L23 216H26V217L22 218L20 216ZM110 214H113V216L115 215V217L113 218L115 220V222L112 218H111L112 219L111 222H109L110 219H109V221L104 219L106 217L108 218ZM208 214H209V216H207ZM31 215H34V217ZM44 215H46L47 219ZM52 215H54V216L51 217ZM105 215H107V216H105ZM103 216H105V217H103ZM219 216H221V217H219ZM31 217H33V218H31ZM174 217H176V218H174ZM51 218H53V220H55V221H52ZM30 219H32V221H30ZM101 219H103V221H101ZM24 220L27 223L23 222ZM27 220H29L30 222ZM48 220L51 223H50L49 227L47 228V230L45 232H44V230H43V232L40 230H37V232H38L37 233L35 230L36 229L35 227L38 226L37 224H39L40 222L48 221ZM37 221H38V223H36ZM112 221L116 224V225H114V226H116V230H115V232H113L111 234L112 237L109 238L108 236H110V235L104 233L107 230L105 226H107L108 229L113 227ZM211 221L212 222L214 221L215 224L214 223L211 224ZM218 222H221V223H218ZM222 222L226 225L221 227L220 224L224 225ZM31 223H34L35 227L33 226V224L31 226ZM103 223H104V225H103ZM108 223L109 224L111 223L112 226L110 225L111 226L110 227L108 225ZM216 223H218L219 225ZM121 225H122V227H118ZM26 226H30V228L27 227V229H26ZM229 226H231L230 228L232 230H230ZM226 227H228V228H226ZM235 227H238L239 230H238V228L235 229ZM245 227H246V230L249 229L248 231H250V233L247 231L249 233L247 235L244 232ZM33 228L35 231L32 230ZM6 229H8V231ZM28 229L30 231H32V233H30ZM253 229L255 231H251ZM1 230H0V236H1ZM261 230L263 232H261ZM33 231H34V233H33ZM234 231H235V233H234ZM241 232H244L245 235L243 233L241 234ZM12 233H13V235H12ZM253 233L255 235L258 234L256 236L259 238L258 239L259 241L257 240V238L254 236ZM95 234L96 235L97 234L102 235L103 238L106 239V241L110 240L112 243L108 244L107 246H104V249L102 251H98V252L95 251L94 252V251H92V250L90 251L88 249L85 250L87 247H89L94 242L93 238H95L94 237ZM244 236H246V237L248 236V237L245 239ZM240 237H241V239H243V241L240 240ZM4 238L7 240H5ZM92 239H93V241H92ZM248 239H250V241ZM252 240H253V242H257V243H252L254 245H252V246L250 245L251 248L249 249L248 244H251L250 242H252ZM243 242H244V244H241ZM79 245L82 246V248H80ZM101 253L104 255H101V257H99L98 254H101ZM91 255H92V258H91ZM109 256H111V258ZM145 256L150 257V260L148 261L149 263L148 262L145 263L146 261L145 262L143 261L145 259ZM6 258L8 259V261ZM93 258H95V259H93ZM90 259H92V260H90ZM250 259H252L253 261L250 262L251 261Z\"/></svg>",
  "mask_w": 264,
  "mask_h": 264
}]
</instances>
